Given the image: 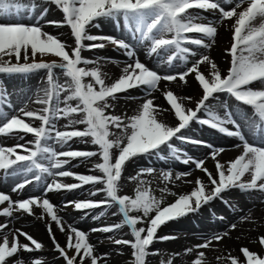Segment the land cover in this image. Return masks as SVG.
Segmentation results:
<instances>
[{
	"label": "rangeland",
	"instance_id": "obj_1",
	"mask_svg": "<svg viewBox=\"0 0 264 264\" xmlns=\"http://www.w3.org/2000/svg\"><path fill=\"white\" fill-rule=\"evenodd\" d=\"M101 1L0 0V20L7 22L0 31V264H34L30 259L43 256L58 258L38 264H93L97 253L80 235L69 239L82 241L84 252L72 262L61 257L67 241L48 243L50 250L43 251L39 236L4 240L10 229L3 228L14 215L28 211L48 225L59 207L89 218L104 251L120 254L117 264H264V145L244 141L241 117L256 135L264 133V10L230 23L227 66L217 82L199 68V58L234 0H107L106 7ZM101 21L125 34L104 33ZM58 31L70 41L67 49L58 46ZM40 49L52 51L51 58ZM89 52H107L114 61L133 53L138 70L124 75L118 87H103L83 58ZM143 52L157 55V63ZM187 71L202 91H210L189 107L175 92ZM24 78L29 80L10 81ZM30 85L44 86L39 108ZM67 93L75 98L70 104ZM153 94L156 102L133 114L115 113L119 97ZM157 102L174 115L172 125L160 122ZM195 123L207 133L241 135L256 149L251 162L239 152L190 162V150L222 148L206 133L185 130ZM235 146L238 138L227 147ZM174 159L177 171L189 173L168 174ZM199 182L208 187L204 197ZM151 184L167 192L159 205L144 192ZM32 187L41 191L25 192ZM82 253L85 261L78 263Z\"/></svg>",
	"mask_w": 264,
	"mask_h": 264
},
{
	"label": "bare ground",
	"instance_id": "obj_2",
	"mask_svg": "<svg viewBox=\"0 0 264 264\" xmlns=\"http://www.w3.org/2000/svg\"><path fill=\"white\" fill-rule=\"evenodd\" d=\"M263 1L264 0H250V1L241 2L239 0H234L230 3H227V5L229 4V9L225 11L223 15V18L225 19L224 24L221 25V27H219L218 29H216V31L213 33L212 42L207 43V44L204 43V53H203V56L199 58L203 62L198 63V66L200 69L204 70V73L208 75V77L210 78V81L212 80V81L218 82L219 78L224 76L225 67L227 66V63H226L227 57L225 55V51L230 41V35H229L230 23L232 22L233 19L242 16L244 13L248 11H255L259 7H260L259 10H264ZM225 7L226 6H224V8ZM5 22L6 21L0 20V31H6L5 25L7 22L6 23ZM45 25L46 23L41 24L43 28H46L47 25L46 26ZM99 26L101 27V30H103V32L107 34H114V35L120 34V33L121 35L125 34L124 29L115 23H110L108 21H101L99 23ZM56 35H57V38L60 40L58 46L60 48H62L61 46H64V48L67 49L71 43L67 39L65 33L58 31ZM56 49H58L57 46H56ZM138 51L136 52L139 53ZM50 52L52 51H49L48 49H40V53L42 54L43 57L51 58ZM142 55L143 57L148 59V61L153 62V63H157L158 58H159L157 55L155 56V54L151 55L149 53H144ZM114 56L115 55L112 56V54H109L107 52H98V53L89 52L87 54L85 53L83 54V58L85 59L86 57L85 60L87 59L90 60V63L92 62L91 64L94 65L95 73L97 76L99 75L100 83L103 87H109V88L116 87V86L118 87V84H119L118 82L121 80L120 83H122V81H124V79L126 78L125 77L122 80L124 75L125 76L129 75L128 77H130L132 76L134 71L136 73V71L138 70L134 65H132V60L134 58L133 53L126 52V54H119L115 61L112 60ZM119 58L123 59L124 61H121ZM193 70L195 71L196 68L192 69L191 71ZM190 76H191V72L189 74V71H187L182 77H180L179 81H177V87L175 89L176 95L179 97V100L186 107L191 106L194 99L200 93L203 94L204 92H207V93L210 92L209 89H204L202 91L200 89V86H197L193 82ZM226 78H227V75H225V79ZM27 80L29 79H26V78L11 79L10 81L11 82L20 81V82L25 83ZM30 86H32L33 91H35L33 95H36L35 98H33L34 100L32 99L33 104L35 107L39 108L41 107L43 103L41 92L44 86H41V85H38L39 87H37L36 85L35 86L30 85ZM154 95L155 94L151 96L137 95L135 100L133 99L127 100L128 98L124 96L119 97L115 101V113H117L120 117L124 116L126 113L133 114L138 109H140V106L146 104L147 102L148 103L149 101L156 102L157 98ZM72 100H75V98L70 93H67L66 98H65L66 103L70 104ZM219 101L223 103V100L219 99ZM157 103L159 106V111H161L160 116H159L161 120L160 122L166 126L172 125L175 122L174 117H173L174 115L172 116L169 113H165V106L162 104V102H157ZM180 108L182 107L180 106ZM241 117L245 121L244 127L248 133L247 134L248 136L246 135V138L244 141L246 142L249 141L248 139L249 137L252 142L262 143V145H264V133L260 132L259 135H256L250 122L245 119L244 114H241ZM185 130L191 133L198 134V135L200 133H206L208 138L214 141V143L217 142L218 145H221L220 147H222L220 150L217 149L216 151H213V152L212 150H215V148H212V147H210L211 149L209 147L205 148L204 151H199V149H195L194 151L190 150V152L193 153L192 157L194 158L193 160L191 159L190 162L197 161L199 157L204 159V161L206 159H209L210 157H212L211 159H216L214 158L215 156L220 159L221 157L228 156L227 154H235V153L237 154L238 152L239 154H244L247 160L251 162L252 154L256 150L242 143L243 138L241 140V137H242L241 135L239 136L237 134L217 135L214 132L207 133V132H204L203 126L197 123L192 124L190 127H188ZM237 138L240 140V146L238 148L236 146L234 148H228L227 146L229 144H232V146L237 144ZM31 140H32V137H29L28 141H31ZM212 153H215V154L211 155ZM175 163H177V161H175L174 159L170 161L168 165L165 163H162V164L167 165L166 169L169 171L168 174H174L175 176H177L178 173L182 175L189 173L185 169H181V171H177V166ZM185 166L189 168L190 165L186 164ZM85 167L86 168L88 167V163H86ZM67 173H69L70 176H72L73 171H69ZM34 183L36 182L34 181ZM74 183L71 182L69 184H65L64 190L65 191L69 190L70 192V188L72 185H74ZM207 189L208 187L203 182H199V187H198L199 194L203 195V197L206 196ZM28 190L29 189L25 191L28 194H35L41 191L39 187H32L31 192H29ZM92 190L93 189L90 188L89 193H92ZM13 193L12 194L14 195V197H18L21 195L18 191H14ZM40 201L44 203V198L40 199ZM49 204L52 205L53 203L51 202ZM107 209L112 215L118 212V209H113V210H111V208H107ZM58 211H59L58 212L59 216H57L55 220H52L51 223H49L48 225H44L41 222L42 220L41 219L38 220L35 214L31 215V212H28V211L19 212V214H16L12 218H10V223L8 222L7 226L3 228L5 230L7 228L10 229V232L4 235L5 237L4 240H6L10 244H14L15 242H18V243L23 242L24 238L31 236V235L39 236V237H42L40 241H41V247L43 251L50 250L48 243L58 245V244H63L65 241H67V243L64 245L65 248L62 249L63 256L61 255V257L63 259H66L69 262H72V259H74L75 257H78L79 255L78 252L79 250H81L80 248L82 246L80 242L82 241L77 242V245H75V244L70 243L69 239H71L73 235H80L88 241L90 247L92 249L94 248V251L97 253V258L93 262V264H117L118 257L120 256V254L109 253L108 251H104L103 246L105 245L102 242L103 239H99L97 236L98 233H94L96 231L92 230V228L90 227L91 222L89 218H86L84 216L82 217L81 215H77L74 212L68 211L62 207H59ZM116 215H118V213H116ZM22 227H26V228L24 229ZM228 241H231V240L229 239ZM83 253L81 254L82 256L80 260H78V263H80L81 261L82 262L85 261V259L82 258ZM57 258L58 257L56 256L49 257V258L47 256H43L42 258L39 257L33 260L30 259L29 262L38 264L42 259L46 261L50 259L55 260ZM118 263H121V262L118 261ZM54 264H60L59 259L56 260Z\"/></svg>",
	"mask_w": 264,
	"mask_h": 264
},
{
	"label": "trees",
	"instance_id": "obj_3",
	"mask_svg": "<svg viewBox=\"0 0 264 264\" xmlns=\"http://www.w3.org/2000/svg\"><path fill=\"white\" fill-rule=\"evenodd\" d=\"M107 4H108L107 0H102V1L100 2V5H102V6H106ZM144 192H145L146 194H149V193H150V195L153 196L152 198H153L154 200H156L157 205L161 204V203L164 201L165 195L167 194L166 191H164V190H160L158 187L154 186L153 184H151V186L149 187V189H145ZM136 203H137V202H135V201L133 200L132 205H134V204H136ZM132 208H133V206H132ZM133 209H134V208H133Z\"/></svg>",
	"mask_w": 264,
	"mask_h": 264
}]
</instances>
